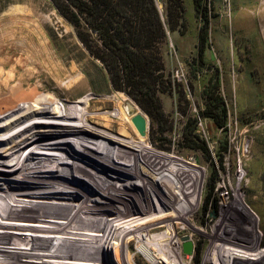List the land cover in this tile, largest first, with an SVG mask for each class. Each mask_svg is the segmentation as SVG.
Instances as JSON below:
<instances>
[{"label": "rangeland", "instance_id": "374dc122", "mask_svg": "<svg viewBox=\"0 0 264 264\" xmlns=\"http://www.w3.org/2000/svg\"><path fill=\"white\" fill-rule=\"evenodd\" d=\"M155 3L165 21L166 0ZM202 6L208 18L202 59L197 46L204 21L193 0H184L183 26L175 30L166 26L160 44L166 82L165 89L157 93L164 114L150 117L127 94L113 89L107 70L84 47L78 29L58 12L52 0H0V95L8 93L6 80L12 76L10 87L16 95L25 96L24 110L28 106L38 109L40 101H47L51 110L59 112L60 103L72 104L89 96V115L110 116L120 108L121 114L109 117L115 121L109 137L119 132L127 140L140 137L128 111V105L135 106V111L147 118L146 144L154 155L174 156L204 171L197 207L187 216L191 226L183 222L177 234L178 238L193 235L190 254L182 245L189 264H214L208 256H212L216 230L264 251V0H202ZM80 30L96 39L94 33ZM179 64L185 73L182 81L173 77ZM217 106L226 109L222 128L204 114L207 108ZM217 114L223 118L220 108ZM87 131L83 139L90 140L84 142L86 146L92 141L103 143L96 141L93 131ZM92 159L101 162L98 157ZM102 166H87L86 171L94 175L90 178L94 180L96 174L106 185L118 186V175ZM140 168L137 172L142 175L145 169ZM149 180L153 183L147 181L148 187L156 197L162 186L158 180ZM128 192L125 205L133 207L138 197L148 202L144 187L131 186ZM126 253L130 264H150L131 248ZM110 255L109 263L118 264L116 252L112 250Z\"/></svg>", "mask_w": 264, "mask_h": 264}, {"label": "bare ground", "instance_id": "6f19581e", "mask_svg": "<svg viewBox=\"0 0 264 264\" xmlns=\"http://www.w3.org/2000/svg\"><path fill=\"white\" fill-rule=\"evenodd\" d=\"M11 81L12 76L8 93L0 95V264H110L112 250L118 264H130L127 248L150 264H189L182 245H191L193 235L177 234L183 222L191 226L187 216L197 207L204 171L174 156L154 155L146 137H109L115 122L109 117L121 114L120 108L110 116L89 115L91 98L84 95L60 103L59 112L47 101L24 110L25 96L14 93ZM101 118L107 122L94 120ZM87 130L103 143L92 141L87 148ZM102 164L118 175V186L106 185L95 173L90 178L87 166L103 169ZM149 178L162 186L156 197ZM137 185L145 188L148 202L138 197L133 207L125 205L126 192ZM218 232L208 256L212 263L264 264V251Z\"/></svg>", "mask_w": 264, "mask_h": 264}, {"label": "trees", "instance_id": "16d2710c", "mask_svg": "<svg viewBox=\"0 0 264 264\" xmlns=\"http://www.w3.org/2000/svg\"><path fill=\"white\" fill-rule=\"evenodd\" d=\"M58 12L72 23L88 52L107 70L116 91L127 94L150 117L163 115L157 93L165 89V62L160 44L166 26H183L184 0H166L165 21L155 0H52ZM204 25L198 36L202 59L207 40L208 18L202 0H193ZM203 8V9H202ZM96 35H85L80 29ZM94 43V44H93ZM220 108L222 117L217 114ZM205 116L225 126L226 109L207 108Z\"/></svg>", "mask_w": 264, "mask_h": 264}, {"label": "water", "instance_id": "95a60500", "mask_svg": "<svg viewBox=\"0 0 264 264\" xmlns=\"http://www.w3.org/2000/svg\"><path fill=\"white\" fill-rule=\"evenodd\" d=\"M128 111L133 114L131 117V122L138 134L141 137H146L148 131V122L146 116L142 112H136L132 105H128ZM184 251L186 254H190L192 252V246L188 243L185 244Z\"/></svg>", "mask_w": 264, "mask_h": 264}, {"label": "built area", "instance_id": "2783aa9c", "mask_svg": "<svg viewBox=\"0 0 264 264\" xmlns=\"http://www.w3.org/2000/svg\"><path fill=\"white\" fill-rule=\"evenodd\" d=\"M173 77L178 81H182L185 79L184 69L180 64L179 67L175 70Z\"/></svg>", "mask_w": 264, "mask_h": 264}]
</instances>
